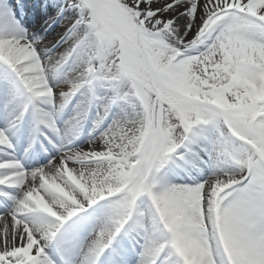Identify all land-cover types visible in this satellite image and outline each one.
Returning a JSON list of instances; mask_svg holds the SVG:
<instances>
[{
  "label": "snow or ice",
  "instance_id": "1",
  "mask_svg": "<svg viewBox=\"0 0 264 264\" xmlns=\"http://www.w3.org/2000/svg\"><path fill=\"white\" fill-rule=\"evenodd\" d=\"M46 7L0 0V264H264V0Z\"/></svg>",
  "mask_w": 264,
  "mask_h": 264
},
{
  "label": "bare ground",
  "instance_id": "2",
  "mask_svg": "<svg viewBox=\"0 0 264 264\" xmlns=\"http://www.w3.org/2000/svg\"><path fill=\"white\" fill-rule=\"evenodd\" d=\"M27 1H29L31 5L29 6L30 8L23 6V2H24L23 0H19L17 6L19 7L21 18L25 19V21L28 23L30 22L33 31H39L42 27H46L45 26L46 22L43 23V20L48 19L49 22L51 23V19H49V17L54 15L55 10L46 7V5L49 3L50 0H27ZM29 16H31L32 18L30 19ZM34 26H39V28L36 29V27ZM54 27L55 25H53V28ZM55 30L56 28L49 30L50 34L48 35V41H47L49 44L54 43L55 40L58 38V36L63 32L62 27H60L59 31L57 32H55Z\"/></svg>",
  "mask_w": 264,
  "mask_h": 264
},
{
  "label": "rangeland",
  "instance_id": "3",
  "mask_svg": "<svg viewBox=\"0 0 264 264\" xmlns=\"http://www.w3.org/2000/svg\"><path fill=\"white\" fill-rule=\"evenodd\" d=\"M24 5H25V7H29V6H31L30 5V3H29V1H26V3H23ZM30 8V7H29ZM28 8V9H29ZM31 16H29V18H30ZM55 18V13H54V15H52V16H50L49 17V19H51V20H53ZM31 19V18H30ZM25 20V19H24ZM26 22V21H25ZM45 22H47V23H50L49 22V20L48 19H46V20H43V23H45ZM27 24H29L30 25V22L28 23V22H26ZM32 24V23H31ZM45 26H46V24H45ZM34 27H36V29L37 28H39V26H34ZM41 27V26H40ZM55 28V27H54ZM57 31H59V28H56V30H55V32H57Z\"/></svg>",
  "mask_w": 264,
  "mask_h": 264
}]
</instances>
